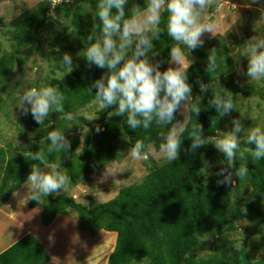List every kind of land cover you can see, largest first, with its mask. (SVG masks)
Segmentation results:
<instances>
[{
	"label": "trees",
	"instance_id": "trees-1",
	"mask_svg": "<svg viewBox=\"0 0 264 264\" xmlns=\"http://www.w3.org/2000/svg\"><path fill=\"white\" fill-rule=\"evenodd\" d=\"M88 1L92 6L98 3V0ZM129 2L132 6L133 1L129 0ZM134 2L137 3L136 0ZM139 5L142 8L145 6V4ZM50 6V0H47L45 5H40L42 15L37 26L44 23L45 14ZM59 8L64 9L65 17H70L66 5L59 4L56 9ZM94 11L92 17L87 20L84 19L79 8L71 13L72 22L86 41L91 34L93 17H96L95 23L101 25L97 9ZM128 11L126 10V14ZM115 12L116 10L113 9V13ZM166 20L167 12L162 15L159 25L164 33L159 39L153 41L154 50L159 53L155 60L162 61L161 71L167 70L171 47L176 46L175 41L166 34ZM84 27L86 31L81 30ZM205 40V43L210 44L214 39ZM178 47L186 57L191 54L195 59V63L188 70V82L193 85V95L195 93H199V96L202 95L199 117L189 112V119L180 136L182 141L180 157L176 161H168L162 166L152 168L141 184L122 188L116 199L97 204L91 209L76 203L72 197L67 195L49 197L46 204H41L40 223L42 226H48L57 215H67V209H73L77 212V218L80 220L75 228L76 231H85L91 236L101 230L116 232L114 249L108 256L107 264H141L144 260L149 264H253L249 261L243 263L241 252L235 251L231 243H227L222 251H214L205 259L196 257L197 252L209 249L197 238L202 226L206 227L210 233L223 236L229 230L232 219L238 218L240 214V211H235L230 206L229 195L232 186L218 187L216 184L217 179H223V177L214 175L205 184V178L201 176L200 169L204 166L205 161L208 162L210 159L211 146L206 145L188 155L184 153V149L191 144L189 137L193 125L202 124L204 135L214 136L216 131L230 120V115L220 117L215 107L209 106L208 101L212 98V92L208 90L206 93H200L199 86L195 83L197 79L204 83L211 82L226 66V64H222V60L227 52L225 48L222 50L216 48L217 69L208 74L205 72V67L208 53L213 46H203L191 53L183 44H179ZM105 71L106 69H99L95 66L89 68L87 62L81 58V63L74 67L75 79L73 82L70 85L65 80L58 83V89L64 96L62 101L63 116L51 126L48 124V118H45L44 123L38 124L36 127L37 138L42 143L37 142L40 147L35 148V151L43 150L45 162L60 163L61 168L71 177L70 185H78L91 173L117 158L113 146V139L117 135L126 140L129 148L135 141L143 140L146 145L152 144L155 150H159L160 134H166L172 127V125L158 127L153 122L148 130L142 127L133 130L128 127L124 117L108 118L107 113L114 111V107L100 109L96 121L99 124L102 123V131L96 134L95 128H93L85 133V145L81 150V155L78 156L75 153V146L79 143V139L71 134L80 133L83 124L86 125L89 121L79 117L78 120L82 122H78L65 118V115L74 114L79 108L95 99L96 90L90 91V86ZM5 72L6 66L3 61H0V75ZM51 113L54 116L55 113L53 111ZM52 130L64 132L65 135H68L66 137L72 141V160H64L62 152H53L49 156L47 149L50 142L46 140V137ZM251 147L254 148V145H249V148ZM201 153L204 154L203 158ZM243 161L249 169L246 177L256 203L249 209L253 214L260 216L258 205L264 202V158L254 161L251 153L245 151L244 159H240L237 154L236 166ZM38 163V161H31L30 158L25 159L20 153L10 155L6 159L3 151H0V168L2 170L0 206L27 180L31 166ZM218 170L219 166L215 168V173ZM238 183L236 181V190H238ZM7 185L10 186L5 187ZM28 206L35 208L40 204L29 201ZM242 257L245 260L246 255L242 253ZM48 261H50L48 253L31 235L24 236L0 253V264H45Z\"/></svg>",
	"mask_w": 264,
	"mask_h": 264
},
{
	"label": "clouds",
	"instance_id": "clouds-1",
	"mask_svg": "<svg viewBox=\"0 0 264 264\" xmlns=\"http://www.w3.org/2000/svg\"><path fill=\"white\" fill-rule=\"evenodd\" d=\"M72 2L73 0H51L49 15H55L58 3L71 4ZM257 2L258 0H244L239 5L231 4V6L235 10L241 7L251 9ZM223 3L224 0H145V6L142 8L133 0L126 14L129 0H98L97 16L102 27L95 23L96 17H93L91 34L87 37L88 43L76 54L87 62L89 68L95 66L106 69L103 75L90 86V91L96 90L93 103H98L101 109L114 107V111L107 113L108 118L124 117L128 127L133 130L140 127L148 130L153 122L158 127L172 125L166 134H160L161 143L158 153L152 144L146 145L143 140H137L128 149L126 159L148 160L159 154L168 161H176L181 153L180 136L184 131L186 112L194 113L197 117L201 113L202 95L194 99L193 85L188 82V70L195 63V59L191 58L187 61L181 48L172 46L169 63L175 67L169 66L167 70L161 71L162 61L155 60L159 53L154 50L153 41L159 39L164 33L159 27L162 15L167 12V36L175 41L176 45H185L191 53L204 46L205 41L202 37L206 33L215 37L219 25L216 21L206 19L205 16L210 4H215L218 12ZM113 9L116 10L115 13ZM256 10L260 13L258 21H264V7ZM97 32L99 36L96 35ZM243 47L244 52L241 55L247 58V71L243 72L240 69L238 71L248 78L249 84L252 81L264 80V39L254 35ZM56 51L59 52V48ZM59 62L64 66L67 74L73 71L71 54L62 53ZM216 69L217 49L213 47L208 53L205 72L211 74ZM195 83L198 84L202 94L211 89L212 98L208 104L215 107L220 117L231 115L233 111H236L233 93L222 87L220 80L204 83L197 79ZM237 83L240 82L237 81ZM225 92L230 94L226 95ZM20 97L17 107L23 116L27 117L30 113L35 123L39 125H42L45 118L49 117L53 108L56 112L63 111L62 93L57 88L43 83L39 87L23 89ZM178 111L185 119L183 122L173 123ZM78 117L79 114L73 113L67 116L68 119ZM231 125L230 130L226 132L217 130L214 136H205L202 124L193 125L189 137L191 144L184 149L185 155L195 153L197 149L206 145L214 146L223 155V159L217 161L219 170L216 173L208 171L211 165L207 161L200 169L201 175L205 177V184L208 182V177L215 175L223 177V179H217L218 187H235L234 177L242 181L249 171L246 165L236 168L237 154L240 159H244V152L248 151L254 161L264 158V131L260 127H245L242 114L239 117H233ZM101 131V126L96 125L95 133L99 134ZM241 133H243L242 137ZM46 140L50 142L47 149L49 156L53 152H62L64 160H72V141L64 132L49 131ZM241 141L246 145H254V148L241 150ZM18 149L25 159L30 158L31 161L39 162L31 166L25 183L28 192L19 200L21 205L28 201L41 204L43 197L54 193L59 195L61 190L66 191L67 186L72 183L66 171L61 170L60 163L45 162L43 150L32 151L30 144H22L19 141ZM203 156L204 154L201 153L202 158ZM114 175L111 165H106V171L100 182ZM12 195L16 197L19 193L15 191ZM244 213L247 214L246 209ZM253 239L259 240V236H254ZM49 240L52 241L51 236Z\"/></svg>",
	"mask_w": 264,
	"mask_h": 264
},
{
	"label": "rangeland",
	"instance_id": "rangeland-1",
	"mask_svg": "<svg viewBox=\"0 0 264 264\" xmlns=\"http://www.w3.org/2000/svg\"><path fill=\"white\" fill-rule=\"evenodd\" d=\"M46 1L0 0V61H3L6 66V72L0 75V151H3L6 159L10 155L19 153L18 141L22 144H30L32 151L40 147L37 143L39 141L36 130L38 124L35 123L30 113L25 117L17 107L21 98L20 93L25 88L39 87L41 83L57 88L59 91L58 83L61 80H65L69 85L73 82L75 79L74 67L81 63V58L76 54L85 48L88 41L84 39L80 34V30L78 31L77 26L72 22L71 13L79 8L80 13L87 20L92 17L93 12H95L94 9H97L96 5H90L88 0H73L71 4L63 3L69 10L70 17L64 16V9L62 10V8L55 9V15L50 16V9L47 8L44 23L37 26L42 15L39 7L45 5ZM136 1L138 4H145V0ZM243 2L244 0H230L229 3V0H224L218 12L216 11V5L210 4L205 18L216 21L219 27L215 37L207 33L202 37L204 41H206L205 39H214L210 44L205 43V47L213 46L220 50L225 48L227 52L222 60V64H226V66L211 81L220 80L222 87L233 93L236 111H233L230 120L218 129L225 132L231 129L232 118L239 117L240 114L243 116L245 127H260L264 131V80L252 81L249 84L247 83L248 78L242 76L238 71V69L243 72L247 71V58L241 55L244 52L243 46L246 41L254 35H259L264 39V21H258L260 13L256 10L264 7V0H258L256 4L252 5L251 9L241 7L235 10L231 6V4L239 5ZM130 8L131 2H129L126 10ZM81 30L86 31V28L84 27ZM97 36H99V33ZM57 48H59V52L56 51ZM65 52L73 56V71L69 74L64 71V66L59 62L62 53ZM191 58L193 56L188 54L186 60L190 61ZM169 66L175 67V65L168 62L167 68ZM237 81L240 83L238 84ZM209 91L211 92V89ZM224 94L230 93L225 92ZM197 96H199V93H195L193 98L195 99ZM93 101L85 104L74 113L89 121L88 124H83L80 133L71 134L79 139V143L75 146V153L78 156L81 155V150L85 145V133L95 128L96 125H100L102 128V123L99 124L96 121L98 111L101 108L98 103H93ZM52 111L55 113L54 116L51 113L47 117L49 125L56 123L63 116V112H56L55 108ZM67 116L68 114L65 115V118ZM78 118L71 120L82 122ZM184 119L185 117L178 111L174 123L177 121L183 122ZM188 119L189 112H186L185 124ZM66 136L68 135L66 134ZM240 136L242 137L243 133ZM113 146L117 155L114 161L91 173L78 185H68L66 191L61 190L59 195L70 196L76 203L91 209L97 204L116 199L120 189L141 184L152 168L162 166L168 162L159 154L148 160L133 161L126 159L129 146L120 135L113 139ZM210 146L211 156L208 163L211 167L208 171L214 174L215 168L218 166L217 161L221 160L223 155L214 146ZM245 148H249V145L241 141V150ZM155 151L156 153L159 152V150ZM106 165H111L112 172L115 175L109 176L107 180L100 182L103 173L106 171ZM241 165L246 164L243 161L236 168L238 169ZM61 170L63 169L61 168ZM1 176L2 170L0 168ZM212 176L208 177V181ZM234 179L235 185L236 181L239 182L238 190L235 187L231 188L230 206L235 211H240V214L238 218L232 219L229 230L223 236L210 233L206 227L202 226L197 238L209 249L197 252L196 257L205 259L214 251L220 252L227 243H231L235 251L241 252L243 263L249 261L250 263L261 262L264 264V202L258 205V210L261 212L260 216L253 214L249 207L256 205V203L248 185V178L246 177L242 181ZM25 183L26 181L18 188L19 195L15 197L16 199L20 200L27 194L28 189L25 187ZM0 185H2L1 182ZM56 196L58 195L54 193L48 197H43L41 204H46L49 197ZM41 204L39 209H42ZM35 208H38V206ZM245 209L247 214L244 213ZM67 211V215L64 216L70 220L69 233L66 232L63 235L62 241L81 244L78 245L80 249L76 253L78 258L75 261L80 260L81 256L83 257L86 253L89 254L86 255L89 259H92L91 261L99 259L101 252L104 257L110 255L114 249L117 233L101 230L93 237L91 236V239L89 235L85 239L79 238L78 234L75 233V226L80 223L77 212L73 209H67ZM37 231L44 233L38 229ZM50 236L53 238L52 233L45 232V235H43L46 242L52 245L54 241L53 239L52 241L49 240ZM254 236H259V240H254ZM80 239L86 240L85 243L82 244ZM102 244L106 247L101 248ZM55 252H57V249ZM242 253L246 255L245 260ZM95 254H98L96 259ZM51 263L55 264L54 261H51ZM141 264H149V262L144 260Z\"/></svg>",
	"mask_w": 264,
	"mask_h": 264
},
{
	"label": "crops",
	"instance_id": "crops-1",
	"mask_svg": "<svg viewBox=\"0 0 264 264\" xmlns=\"http://www.w3.org/2000/svg\"><path fill=\"white\" fill-rule=\"evenodd\" d=\"M18 191L19 189L16 192ZM39 208V206L38 208H29L28 202L21 205L19 199H16L13 195L0 206V253L24 236L31 235L37 239L40 246L50 257V261L45 264H52L51 261H54L55 264H107L109 255L104 257L102 252L99 255V259H96L98 254H95L96 260L91 261L92 259L87 256L89 254L86 253L87 255L81 256L80 260L75 261L78 258L76 253L80 249L78 245L81 244L62 241L63 235L66 232L69 233L70 220L64 215H57L48 226H42L40 223L42 209ZM37 229L44 233H40ZM45 232L53 234L52 239L54 242L52 245L44 239L43 235H45ZM75 233L78 234L79 238L85 239L89 235L91 239V235L85 231L75 230ZM84 239H80L82 244L86 241ZM104 246L106 247V245L102 244L101 248H104ZM56 249L57 252H55Z\"/></svg>",
	"mask_w": 264,
	"mask_h": 264
},
{
	"label": "built area",
	"instance_id": "built-area-1",
	"mask_svg": "<svg viewBox=\"0 0 264 264\" xmlns=\"http://www.w3.org/2000/svg\"><path fill=\"white\" fill-rule=\"evenodd\" d=\"M50 3H51V0H50ZM61 4V3H58V5Z\"/></svg>",
	"mask_w": 264,
	"mask_h": 264
}]
</instances>
